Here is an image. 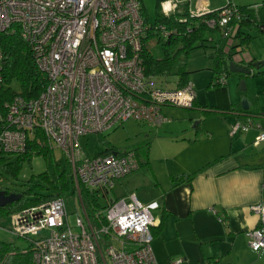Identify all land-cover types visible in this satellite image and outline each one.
Listing matches in <instances>:
<instances>
[{"label":"built area","instance_id":"obj_1","mask_svg":"<svg viewBox=\"0 0 264 264\" xmlns=\"http://www.w3.org/2000/svg\"><path fill=\"white\" fill-rule=\"evenodd\" d=\"M180 1L167 0L161 11H174ZM141 7L140 0H0V38L17 35L26 43L46 80L36 97L15 94L7 98L0 44V150L23 153L40 130L50 146L67 155L81 207L75 232L68 223L63 196L11 215L8 229L32 247L28 264H158L151 232L158 204H142L135 193L108 198L116 180L139 168L135 154L107 152L89 158L78 151L80 138L89 133L102 134L128 119L158 125L164 120L163 105L193 104L192 81L178 86L175 80L171 85L165 77L145 73L142 43L147 24ZM208 12L189 9L190 16ZM230 14V8H221L220 26L227 25ZM225 80L220 77L221 82ZM250 126L248 119L236 120L229 136ZM261 142L264 130L254 145ZM80 188L107 199L103 224L90 222ZM250 208L258 224L246 232L247 245L260 255L264 251V200Z\"/></svg>","mask_w":264,"mask_h":264},{"label":"rangeland","instance_id":"obj_2","mask_svg":"<svg viewBox=\"0 0 264 264\" xmlns=\"http://www.w3.org/2000/svg\"><path fill=\"white\" fill-rule=\"evenodd\" d=\"M166 1L141 0L144 16L150 24L155 23L157 12L161 11V6ZM210 2L211 7L214 8L225 5V0H210ZM232 2L242 6L251 3H264V0H232ZM183 3H189L190 10H197L196 7H191V0L180 1L178 6L183 7ZM164 7L167 8L169 5L165 4ZM248 33L251 35V39L242 45L243 48L239 45L243 51L239 50L233 59L235 60L236 56H240L246 61L252 58L257 61H264V32L252 28ZM209 35L211 36V33ZM212 35L216 38L221 49L230 41L218 38L214 33ZM236 41L238 43V39ZM156 43V37L149 38L147 42L150 49L157 56L159 50ZM225 48L227 49V46ZM213 50L214 48L207 43L205 47L196 49L186 58V69L189 72L190 81L194 84L195 91V103L192 107L163 105L161 113L164 120L158 125L128 119L122 124L103 132L100 137L97 134L89 133L80 138L78 151L82 156L89 158L105 152L108 145L121 152L125 149L142 146L146 142L149 143V163L141 165L138 169L116 180L113 189L108 194V198H120L128 194L138 193L137 198L139 201L142 204H148L147 202L156 199L154 197L157 193H160L161 187H166L172 183L171 174L175 175L183 171L189 172L186 170H191L193 164L205 157L213 159L217 154L220 156L221 152L224 154L235 153V151H230L229 145L230 142H236L238 138L230 137L228 131L230 125L234 122V116L223 113L210 114L203 110L211 109L216 105L215 92L210 85L213 62L209 55ZM249 68L252 71L250 75L232 74L226 78L231 103L236 107H241V103L246 101L249 103L251 110L257 109L260 112L258 115L247 116L248 120H253L254 125L252 124L246 131L241 132L243 136L257 130L258 127L262 128L261 131L264 130V75H257V69L254 67ZM241 84H244L245 90L239 89ZM195 131H197L196 134ZM246 137L248 138V136ZM250 140L249 149L246 148L247 153L252 151L255 154L264 155V142L254 148L251 146L253 137ZM51 147L52 151L45 156L34 155L31 160L23 162L17 178L0 169V187L24 192L26 196L41 193L49 188V180H53L55 166L58 165V169L65 172L70 184L71 190L66 193L65 204L68 223L75 232L78 230L75 226V219L77 216H81V207L76 185L72 178V167L62 149L54 145ZM233 150H236L235 146ZM244 150L236 152L238 158L241 157ZM12 159L15 161V158ZM153 174L157 175L160 185L156 183ZM42 175L47 177L44 178ZM141 192L153 195V198L143 200L140 198ZM97 200L100 206L107 204V199L103 195H99ZM10 223L9 217L0 219V241L10 242L19 249H26L28 246L27 241L17 237L8 229ZM46 233L45 230L41 234L45 235Z\"/></svg>","mask_w":264,"mask_h":264},{"label":"trees","instance_id":"obj_3","mask_svg":"<svg viewBox=\"0 0 264 264\" xmlns=\"http://www.w3.org/2000/svg\"><path fill=\"white\" fill-rule=\"evenodd\" d=\"M183 4V7L179 6L168 14L162 11L157 12L154 24H150L147 21L144 16L143 7H141L142 15L147 24L146 35L142 43V57L145 73L147 75L158 76L159 78L165 77L167 81L171 83L176 80V85L182 86L190 80L188 76L189 72L186 69V58L196 49L203 48L208 43L214 48L211 53L213 74L210 85L215 92L216 105L211 109H204V111L210 114L233 112H238V114L248 113L250 111L249 109L243 110L240 107L232 106L229 101L226 80L221 82L220 77L224 76L227 78V76L232 74L246 76L231 72L228 63L229 61H234L233 56L237 54L239 50L243 51L240 46L242 47V45L246 44L251 39V35L248 33L250 29L256 28L259 32H264V3H251L239 6L233 3L232 0H225L224 6L231 9V14L227 25L223 27L220 26L217 21L219 12L223 6L218 9L210 10V12L200 16H190L189 3ZM213 19L216 22L209 26L207 22ZM229 28L231 29L229 30ZM210 33L211 36L209 35ZM212 33L217 35L218 38L230 40L227 43L226 51L220 48ZM152 37H156L157 39L156 46L159 50V55L157 56L147 44L149 38ZM236 39H238V43L236 42L234 44L233 40ZM0 44L5 54L3 73L7 88L4 90V94L7 98L15 94L22 95L25 98L38 96L46 80L43 74L37 69L29 46L17 35L1 36ZM252 62H254V59H250L245 66L249 67ZM256 74L264 75V66L259 68ZM194 103L195 99L192 106ZM101 135L102 134H98L99 137ZM148 144L149 143L146 142L142 146L125 149L123 151L133 152L140 167L141 165H147L149 163ZM51 151L52 147L47 143L44 134L38 130L36 136L28 141L27 148L23 153L14 154L0 150V169L17 178L23 162L31 160L34 155L45 156ZM107 152L120 151H116L112 146L108 145L103 153ZM12 158H15V161H13ZM209 164L210 163L191 173L171 174L170 179L172 185L176 186L185 182H190L197 174L204 171ZM42 176L44 178L47 177L45 175ZM49 184L47 190H43L41 193L29 194L28 196H26L24 192L0 187L5 190L6 193L15 192L21 194V197L17 201L0 207V219L4 217L10 218L14 213L30 205L46 202L59 196L65 197L67 195L66 193L71 190L65 172L60 171L58 165L55 166L54 178L53 180H49ZM80 194L82 204L90 222L97 226L103 224L105 222L104 210L107 204L105 206H100L97 200L98 195L86 189L80 188ZM161 225L162 223L158 225V230L161 229ZM27 243L28 246L26 249H19L10 242L0 241V264H28L31 260L32 247L28 241ZM206 264H220V262L219 260H208Z\"/></svg>","mask_w":264,"mask_h":264},{"label":"crops","instance_id":"obj_4","mask_svg":"<svg viewBox=\"0 0 264 264\" xmlns=\"http://www.w3.org/2000/svg\"><path fill=\"white\" fill-rule=\"evenodd\" d=\"M190 5L205 10L221 7H211L210 0H191ZM225 47L224 51L227 50ZM234 61L244 66L249 62L240 56ZM249 110L248 113L224 114L234 116V122H244L247 116L260 114L257 109L251 110L250 107ZM250 121L254 125L253 120ZM260 129L258 127L244 136L240 132L232 137L238 138L229 145L234 154L221 152L213 159L205 157L193 164L192 171L180 172L191 173L210 163L190 182L176 186L170 182L160 188L155 200L147 202L158 203L151 228L152 250L158 264H172L171 261L177 259H182L179 264H206L208 260H219L220 264H264V251L260 255L253 252L246 237V232L258 224V216L250 207L264 200V155L246 151L252 137L251 146H259L254 145V141ZM234 146L236 150H233ZM241 150L244 151L238 158L236 152ZM153 176L160 185L157 175ZM135 195L136 198L139 196L138 193ZM140 195L143 200L153 198L146 192ZM160 223L161 229L158 230Z\"/></svg>","mask_w":264,"mask_h":264},{"label":"water","instance_id":"obj_5","mask_svg":"<svg viewBox=\"0 0 264 264\" xmlns=\"http://www.w3.org/2000/svg\"><path fill=\"white\" fill-rule=\"evenodd\" d=\"M262 66H264V61H254L251 63L249 67H254L258 70ZM228 67H229V70L234 73H240L243 75L251 74V70L248 66H244L240 63H236L235 61H229ZM239 89L245 90L244 84H241L239 86ZM249 107H250L249 103H247L246 101H243L241 103L240 108L243 110H248ZM20 197H21L20 193H15V192L6 193L5 190L0 189V207L5 206L11 202L17 201Z\"/></svg>","mask_w":264,"mask_h":264},{"label":"flooded vegetation","instance_id":"obj_6","mask_svg":"<svg viewBox=\"0 0 264 264\" xmlns=\"http://www.w3.org/2000/svg\"><path fill=\"white\" fill-rule=\"evenodd\" d=\"M1 189V188H0Z\"/></svg>","mask_w":264,"mask_h":264}]
</instances>
